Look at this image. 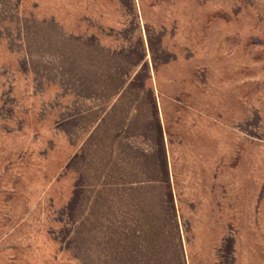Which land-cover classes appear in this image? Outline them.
I'll list each match as a JSON object with an SVG mask.
<instances>
[{"label":"rangeland","instance_id":"374dc122","mask_svg":"<svg viewBox=\"0 0 264 264\" xmlns=\"http://www.w3.org/2000/svg\"><path fill=\"white\" fill-rule=\"evenodd\" d=\"M0 264H264V0H0Z\"/></svg>","mask_w":264,"mask_h":264}]
</instances>
